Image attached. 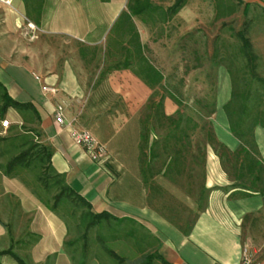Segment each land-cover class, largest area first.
<instances>
[{
	"label": "rangeland",
	"instance_id": "374dc122",
	"mask_svg": "<svg viewBox=\"0 0 264 264\" xmlns=\"http://www.w3.org/2000/svg\"><path fill=\"white\" fill-rule=\"evenodd\" d=\"M134 1L129 0L113 36L104 45L105 50L103 46L82 43L66 46L59 39L54 40V47L67 50L72 46L82 52L85 90L91 99L97 100L93 104L95 110L108 114V126L102 129L106 135L118 130L127 114L121 95L106 85L107 72L129 64L127 68L147 86L145 79L150 81L152 92L140 115L136 160L139 168L129 170L139 171L147 209L181 232H189L207 202L204 178L205 152L209 146L223 154L221 162L231 178V188L264 190L263 172L260 182H254L246 169L239 168L236 156L223 151L209 137L211 84L216 83L219 67L227 70L236 95L232 107L240 113L246 105L249 119L259 118L264 123V8L245 6L238 0H139L154 7L134 14L130 9ZM178 2L180 6L175 12L169 10ZM3 93L0 86L1 165L27 149L28 145H21L16 139L24 130H31L29 136L36 149L39 143H44L43 136L37 134L39 123L31 108L6 107ZM165 98L177 106L172 115L165 114ZM5 119L8 125L3 127ZM93 136L106 151L102 159L93 161H104L109 156L108 147ZM126 150L130 157L128 146ZM246 165L253 167L250 161ZM251 171L255 173V168ZM13 172L53 204L52 196L59 187L46 190L39 180L44 176L42 170L18 166ZM237 174L244 175L237 180ZM14 208L13 199L0 196V217L14 228H23L25 219ZM57 208L67 226L65 248L72 264H133L138 259H141L138 264H163L158 256L161 255L158 238L143 221L129 217L134 222L124 220L117 224L107 220L91 226L83 218L85 209L76 202L66 199ZM242 233L246 239L242 250L247 247L256 262L257 256L264 254V209L243 218ZM146 255L149 261L145 263Z\"/></svg>",
	"mask_w": 264,
	"mask_h": 264
},
{
	"label": "crops",
	"instance_id": "0c3cea01",
	"mask_svg": "<svg viewBox=\"0 0 264 264\" xmlns=\"http://www.w3.org/2000/svg\"><path fill=\"white\" fill-rule=\"evenodd\" d=\"M240 1L264 8V0ZM128 2L11 0L10 5L0 2V83L14 99L35 106L43 141L53 150L52 166L90 202L93 212L107 211L117 217L143 221L158 238L161 255L173 264H241V251L246 244L242 221L246 215L264 209V195L231 188V178L219 154L209 146L205 152L204 178L207 202L188 234L148 210L139 171L129 169L139 168L136 160L140 115L151 89L129 68H112L107 72L106 85L121 95L127 114L118 130L106 135L103 130L108 126V114L95 110L93 104L97 100L91 99L85 90L82 52L72 46L67 50L54 47L56 39L66 46L82 43L104 47L127 10ZM27 24L34 26V31ZM35 75L55 84L59 93L44 94ZM230 96L229 74L219 67L211 124L216 140L235 152L240 148V141L230 131L224 111ZM59 101L64 102L67 120L73 126L88 129L107 145V159L93 161L71 137L69 127L55 123L53 111ZM163 104L166 115L176 111L177 106L170 98H165ZM253 133L264 165V127L255 126ZM0 196L13 199L14 210L25 219L23 228H14L0 217V264H19L12 253L26 264H72L65 248L67 226L59 215L19 179L1 173ZM254 264H264V254L258 255Z\"/></svg>",
	"mask_w": 264,
	"mask_h": 264
},
{
	"label": "trees",
	"instance_id": "16d2710c",
	"mask_svg": "<svg viewBox=\"0 0 264 264\" xmlns=\"http://www.w3.org/2000/svg\"><path fill=\"white\" fill-rule=\"evenodd\" d=\"M241 2L240 0H238ZM245 6H249L248 3H244ZM180 6V2H178L176 5L170 7L169 10L175 12L176 9ZM153 5L148 3H141L139 0L134 1V6L131 7L134 14H140L144 11L152 10ZM211 63L214 64V60L211 59ZM127 66H124L127 68ZM149 69L152 70V67L149 66ZM147 84L152 88V84L148 79H145ZM211 91H212V102H211V111L210 113L213 114L215 111V90H216V83L211 84ZM0 86L4 89L3 93V99H4V105L6 107H14L16 109H21L24 107H29L33 111V113L36 115L37 123L40 122V116L38 111L36 110L35 106L31 102H20L13 97H11L7 90L4 88V86L0 83ZM172 98V95H171ZM174 99V98H172ZM236 99V95L234 94L232 88H231V96L228 102L224 105V111L228 119L229 128L232 134L240 141V148L239 150L235 152L229 151L225 145L218 142L213 134L212 127L209 132V137L211 138L212 142H216L217 145L224 151H227L228 153H232L236 156L237 162L239 161V168L240 169H246L247 174L252 175V180L254 182H260L261 180V174L260 172L264 173V165L262 163V160L259 157V153L257 150V146L254 139V128L257 125H261L264 127V123L262 119L254 118L249 119V115L247 113V106L244 105V107L241 109V112L238 113L235 108L232 107L233 102ZM176 101V100H175ZM177 102V101H176ZM31 130H24L16 139H19L21 141V145H28L27 149H25L23 152L18 153L15 155L10 161H8L5 165L0 164V170L2 171V174L11 177V178H17L21 182H23L30 190L31 192L51 211L56 213L60 216L58 212V205L66 199H70L73 202H76V204L80 205L85 209L83 213V218L87 220L90 225L92 226L96 222H102L107 220H113L117 224H120L124 220H128L131 222H134L133 219L129 217H117L107 211H101L99 213H95L92 211L91 204L88 200H86L82 195L77 193L70 185L67 184L65 180V176L62 173L57 172L51 163V157L53 154V150L50 145L46 143H39L38 149H36V145L32 143L29 132ZM38 135H43L42 132L39 130L37 131ZM169 137V136H168ZM156 145V143L154 144ZM220 158L222 159L223 154L219 153ZM250 161L252 163V168L250 166L246 165V162ZM18 166H21L22 168H32V169H39L43 171L44 176L40 177L41 183L44 185L46 190L50 191L54 187H59V191L52 196L53 204H50L48 200H44L41 198L37 192L30 188L24 181H22L17 173L13 172L14 169ZM255 168V173L252 174L251 169ZM228 173V171H227ZM244 174H237L235 175V178L240 179L243 177ZM242 189H245L249 192H258L264 195V190H250L249 188L245 186H237ZM62 218V216H60ZM183 233L188 234V231ZM12 256L16 259V261L19 264H26L18 255L12 253ZM159 258L161 259V262L163 264H173L169 261H167L163 256L158 254ZM139 260H135L132 263L138 264ZM143 261L146 263L149 261V255H146L143 257Z\"/></svg>",
	"mask_w": 264,
	"mask_h": 264
},
{
	"label": "built area",
	"instance_id": "2783aa9c",
	"mask_svg": "<svg viewBox=\"0 0 264 264\" xmlns=\"http://www.w3.org/2000/svg\"><path fill=\"white\" fill-rule=\"evenodd\" d=\"M1 3L5 5H10L11 0H0ZM29 29H32L33 26L31 24H27ZM35 79L40 83L41 90L44 94L49 96H56L59 93V87L54 84L45 82L40 75H35ZM65 104L59 102L56 104L53 116L55 123L60 127H70L71 135L74 141L80 145L92 159L99 160L102 159V156L105 155V147L86 129H76L66 118L65 115ZM8 125V121L5 119L2 121V126L6 127ZM249 249L244 247L241 251V264H254V260L251 256Z\"/></svg>",
	"mask_w": 264,
	"mask_h": 264
}]
</instances>
